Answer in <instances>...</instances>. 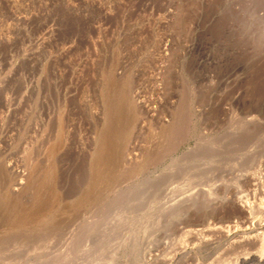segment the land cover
<instances>
[{
    "label": "rangeland",
    "instance_id": "1",
    "mask_svg": "<svg viewBox=\"0 0 264 264\" xmlns=\"http://www.w3.org/2000/svg\"><path fill=\"white\" fill-rule=\"evenodd\" d=\"M262 242L264 0H0V264H264Z\"/></svg>",
    "mask_w": 264,
    "mask_h": 264
},
{
    "label": "bare ground",
    "instance_id": "2",
    "mask_svg": "<svg viewBox=\"0 0 264 264\" xmlns=\"http://www.w3.org/2000/svg\"><path fill=\"white\" fill-rule=\"evenodd\" d=\"M148 111H151V107L148 108ZM102 155V154H101ZM53 172V171H52ZM55 173V172H54ZM29 178L28 174L25 171H21V170H16L14 171V179H12V182L8 185L7 191H8V195H10L11 198L15 199L16 201H20L21 199V194H22V190L24 188V184H25V180ZM253 178V176H252ZM44 181V180H43ZM46 185V184H44ZM43 185V187H45ZM43 188H40V190ZM169 190V189H168ZM173 190H171L172 192ZM35 192V191H34ZM167 192V191H166ZM178 193V192H177ZM166 194V193H165ZM26 197V196H25ZM7 200V198L5 199ZM181 200V199H180ZM58 201V193H56L54 186L51 185V187H48L47 189H45L42 193L39 192L37 197H35L29 204L25 205V206H19V208L16 210L17 216H13V222L16 223H23V224H27L32 223V222H37V221H41L43 219H46L49 212L52 210L53 206H56ZM5 202V201H4ZM7 202V201H6ZM9 202V201H8ZM178 202V201H177ZM170 203V202H169ZM6 204V203H5ZM171 204V203H170ZM13 205V204H12ZM179 205V204H178ZM174 207V206H173ZM243 207V205H242ZM173 210V209H172ZM15 215V214H13ZM8 220V219H7ZM9 221L12 222V219L9 218ZM15 223V224H16ZM9 224V223H8ZM118 224H120L118 222ZM13 225V224H12ZM14 226V225H13ZM21 226V225H20ZM122 227V226H121ZM126 228V227H125ZM129 228V226L127 227V229ZM123 230V229H122ZM121 231V230H120ZM122 232V231H121ZM123 232H125L123 230ZM193 232V230H192ZM131 234V233H130ZM127 235L124 239H123V244H125V242H129L131 241L132 237L131 235ZM123 238V237H122ZM197 239V238H196ZM134 240V238L132 239ZM136 241V240H135ZM140 241V240H139ZM148 242V241H147ZM132 243V242H131ZM162 243V242H161ZM122 244V240L118 239L116 240V243L114 246L116 247H120V245ZM156 244V243H155ZM154 244V245H155ZM158 244V243H157ZM126 245V244H125ZM130 245V244H129ZM153 245V244H150ZM132 246V245H131ZM163 246V245H162ZM161 246V247H162ZM127 247V246H125ZM82 248V247H81ZM121 248V252L124 250ZM157 247H155L156 249ZM159 248V246H158ZM119 249V248H118ZM128 249V248H126ZM154 249V247H153ZM165 249V248H164ZM169 249V248H168ZM162 250V249H161ZM133 251V250H132ZM152 251V250H151ZM160 251V249H159ZM163 251V250H162ZM92 252V249L90 248L89 244L85 242V246L83 248V252L82 255L83 256H89ZM118 252V251H117ZM119 253V252H118ZM129 253V252H128ZM258 255H256L257 257H260V259H263L264 257V242H262L261 244V248H259V250L257 251ZM123 254V253H120ZM134 253L132 252V254L129 255H133ZM145 254V253H144ZM152 254V253H151ZM93 255V254H92ZM150 255V254H149ZM153 255V254H152ZM122 256V255H121ZM82 257V256H81ZM256 257V258H257ZM258 259V258H257ZM165 261V260H163ZM95 264V263H94ZM100 264V263H98Z\"/></svg>",
    "mask_w": 264,
    "mask_h": 264
}]
</instances>
